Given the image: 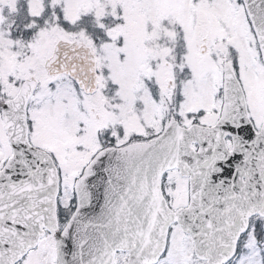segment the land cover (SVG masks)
<instances>
[{"label": "snow or ice", "instance_id": "snow-or-ice-1", "mask_svg": "<svg viewBox=\"0 0 264 264\" xmlns=\"http://www.w3.org/2000/svg\"><path fill=\"white\" fill-rule=\"evenodd\" d=\"M0 264H264V0H0Z\"/></svg>", "mask_w": 264, "mask_h": 264}]
</instances>
